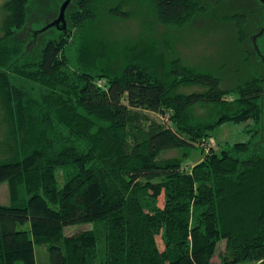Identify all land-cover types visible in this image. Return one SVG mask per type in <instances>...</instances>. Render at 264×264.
<instances>
[{
	"label": "trees",
	"instance_id": "1",
	"mask_svg": "<svg viewBox=\"0 0 264 264\" xmlns=\"http://www.w3.org/2000/svg\"><path fill=\"white\" fill-rule=\"evenodd\" d=\"M64 1L3 4L0 264H39L37 247L42 264H214L223 240L220 264H264V12L244 51L252 74L223 87L167 38H111L105 24L130 19L131 0H71L52 24ZM137 4L179 29L207 12L205 0ZM222 19L242 45L248 15ZM247 121L249 140L187 168L185 148Z\"/></svg>",
	"mask_w": 264,
	"mask_h": 264
},
{
	"label": "rangeland",
	"instance_id": "2",
	"mask_svg": "<svg viewBox=\"0 0 264 264\" xmlns=\"http://www.w3.org/2000/svg\"><path fill=\"white\" fill-rule=\"evenodd\" d=\"M7 0H0V35L1 25L4 17L3 4ZM207 12L194 19L183 28L167 27L156 21L152 16L144 13L138 0H131L128 9L133 11V16L125 21L107 22L105 24L106 33L113 39L123 44L138 45L140 40L148 43L149 40L158 42L160 49H163V41L167 38L171 40L174 50L183 61L201 69L212 72L221 78L222 86L234 85L237 81L252 74L255 68L254 63L246 65L244 51L250 49L251 34L255 32L256 25L262 21L264 0H205ZM41 10L43 3H41ZM263 5V6H262ZM46 7V6H44ZM247 14V39L241 45V40L231 22H226L222 18L234 14ZM241 68L237 74L236 70ZM237 74V75H236ZM197 88L181 89L182 92H190ZM157 120L164 118L157 114H151ZM0 118V131L3 127ZM252 121L235 123L226 122L217 127L209 137L203 149L201 147L185 148L188 153L186 166L191 168L197 161L204 157L203 150L213 149L221 152L228 149L236 142L250 139L248 129ZM1 139V137H0ZM177 151L168 152L165 156H175ZM59 187L64 183L62 170H57ZM0 203H9V193L6 184L0 185ZM92 224H77L65 227V235H71L82 230L91 229ZM223 240L218 247L217 255L213 259L214 264H220L219 254L224 250ZM37 260L39 264L48 263V255L44 247H37ZM45 261H44V260ZM43 260V262H41Z\"/></svg>",
	"mask_w": 264,
	"mask_h": 264
},
{
	"label": "water",
	"instance_id": "3",
	"mask_svg": "<svg viewBox=\"0 0 264 264\" xmlns=\"http://www.w3.org/2000/svg\"><path fill=\"white\" fill-rule=\"evenodd\" d=\"M70 1L71 0H65L63 2V4L61 5V8H60L59 16L52 24H59L60 22H62L65 26V11H66V8L69 5Z\"/></svg>",
	"mask_w": 264,
	"mask_h": 264
}]
</instances>
